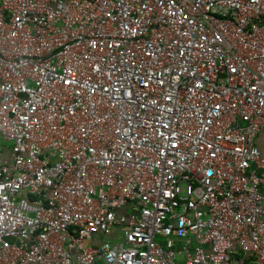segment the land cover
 I'll return each instance as SVG.
<instances>
[{"label": "built area", "instance_id": "built-area-1", "mask_svg": "<svg viewBox=\"0 0 264 264\" xmlns=\"http://www.w3.org/2000/svg\"><path fill=\"white\" fill-rule=\"evenodd\" d=\"M263 132L264 0H0V264H264Z\"/></svg>", "mask_w": 264, "mask_h": 264}, {"label": "crops", "instance_id": "crops-1", "mask_svg": "<svg viewBox=\"0 0 264 264\" xmlns=\"http://www.w3.org/2000/svg\"><path fill=\"white\" fill-rule=\"evenodd\" d=\"M257 142L262 152L264 153V132L259 135Z\"/></svg>", "mask_w": 264, "mask_h": 264}, {"label": "rangeland", "instance_id": "rangeland-1", "mask_svg": "<svg viewBox=\"0 0 264 264\" xmlns=\"http://www.w3.org/2000/svg\"><path fill=\"white\" fill-rule=\"evenodd\" d=\"M0 144L4 145V146H10L11 145V143H8V142L4 141L2 137H0ZM182 259H183V257H178V260L180 262L182 261Z\"/></svg>", "mask_w": 264, "mask_h": 264}, {"label": "water", "instance_id": "water-1", "mask_svg": "<svg viewBox=\"0 0 264 264\" xmlns=\"http://www.w3.org/2000/svg\"><path fill=\"white\" fill-rule=\"evenodd\" d=\"M235 256H237V255H235Z\"/></svg>", "mask_w": 264, "mask_h": 264}]
</instances>
